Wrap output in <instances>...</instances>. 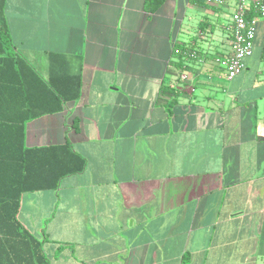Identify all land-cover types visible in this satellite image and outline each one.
<instances>
[{
	"label": "crops",
	"instance_id": "0c3cea01",
	"mask_svg": "<svg viewBox=\"0 0 264 264\" xmlns=\"http://www.w3.org/2000/svg\"><path fill=\"white\" fill-rule=\"evenodd\" d=\"M234 8L7 0L28 61L48 77V55L62 54L83 77L78 100L27 124L28 146L68 139L87 162L22 197L50 264H264V16L229 79L218 59Z\"/></svg>",
	"mask_w": 264,
	"mask_h": 264
},
{
	"label": "trees",
	"instance_id": "16d2710c",
	"mask_svg": "<svg viewBox=\"0 0 264 264\" xmlns=\"http://www.w3.org/2000/svg\"><path fill=\"white\" fill-rule=\"evenodd\" d=\"M6 2L0 0V264H50L43 239L19 218L22 197L57 188L63 178L84 171L87 162L68 139L58 145L28 146L27 124L78 100L83 77L72 70L68 56L55 53L48 55L49 74L44 77L15 46ZM256 16L252 10L248 14L249 20Z\"/></svg>",
	"mask_w": 264,
	"mask_h": 264
},
{
	"label": "built area",
	"instance_id": "2783aa9c",
	"mask_svg": "<svg viewBox=\"0 0 264 264\" xmlns=\"http://www.w3.org/2000/svg\"><path fill=\"white\" fill-rule=\"evenodd\" d=\"M212 7H223L230 0H205ZM253 11L257 16H264V0H235L231 14L232 41L231 51L227 57L219 58V65L226 71L229 79L239 75L246 66L247 58L253 53L257 37L255 18L249 20L248 14Z\"/></svg>",
	"mask_w": 264,
	"mask_h": 264
}]
</instances>
